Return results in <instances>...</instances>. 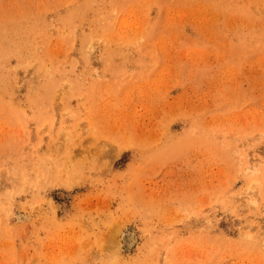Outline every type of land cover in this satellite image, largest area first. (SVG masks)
<instances>
[{
  "label": "rangeland",
  "instance_id": "rangeland-1",
  "mask_svg": "<svg viewBox=\"0 0 264 264\" xmlns=\"http://www.w3.org/2000/svg\"><path fill=\"white\" fill-rule=\"evenodd\" d=\"M0 264H264V0H0Z\"/></svg>",
  "mask_w": 264,
  "mask_h": 264
},
{
  "label": "bare ground",
  "instance_id": "bare-ground-1",
  "mask_svg": "<svg viewBox=\"0 0 264 264\" xmlns=\"http://www.w3.org/2000/svg\"><path fill=\"white\" fill-rule=\"evenodd\" d=\"M130 240H131L130 234H126V243L128 244Z\"/></svg>",
  "mask_w": 264,
  "mask_h": 264
}]
</instances>
